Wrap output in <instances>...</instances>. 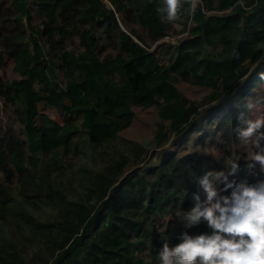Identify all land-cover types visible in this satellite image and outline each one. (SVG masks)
Returning a JSON list of instances; mask_svg holds the SVG:
<instances>
[{
    "label": "trees",
    "instance_id": "obj_1",
    "mask_svg": "<svg viewBox=\"0 0 264 264\" xmlns=\"http://www.w3.org/2000/svg\"><path fill=\"white\" fill-rule=\"evenodd\" d=\"M109 2L112 9L102 0H0V70L10 61L18 75L0 79V97L15 106L24 134L22 140L6 128L0 135V264H158L160 249L144 259L149 246H174L185 232L211 235L203 219L191 228L183 219L207 203V173L223 172L235 185L264 181L261 167L235 159L250 91L264 80V0H198L191 16L181 0L176 21H169L165 0ZM171 25L185 37L159 55L149 45L167 37ZM98 27L114 54H101ZM75 39L78 52L68 49ZM176 80L209 93L192 102ZM132 106L157 109L156 146L184 136L187 142L203 130L200 119L207 128L198 142L218 137L225 155L170 152L149 166L143 146L124 141L116 149L134 119ZM67 154L92 164L81 167L77 183ZM209 181L220 195L232 191ZM44 205L54 209L52 220L34 214ZM155 224L164 226L160 234Z\"/></svg>",
    "mask_w": 264,
    "mask_h": 264
},
{
    "label": "clouds",
    "instance_id": "obj_2",
    "mask_svg": "<svg viewBox=\"0 0 264 264\" xmlns=\"http://www.w3.org/2000/svg\"><path fill=\"white\" fill-rule=\"evenodd\" d=\"M181 0H165L169 21L179 19L178 9ZM190 4L189 15L195 14L198 0H187ZM264 126V118L248 122L246 130L240 136L247 144L260 147L264 133L256 135ZM251 159L259 163L264 171V154L251 152ZM236 164H232L234 174ZM209 177L224 183L221 191L228 195H220L217 188L210 183ZM207 193V203H199L183 219L185 228L207 222L212 230L211 235L200 234L190 236L182 234L181 242L169 246L164 243L159 252L160 264H264V181L257 184L228 182L223 172L207 173L201 181ZM195 199L198 201L199 197Z\"/></svg>",
    "mask_w": 264,
    "mask_h": 264
},
{
    "label": "rangeland",
    "instance_id": "obj_3",
    "mask_svg": "<svg viewBox=\"0 0 264 264\" xmlns=\"http://www.w3.org/2000/svg\"><path fill=\"white\" fill-rule=\"evenodd\" d=\"M102 1L108 9H112L109 0ZM116 19L120 28L122 30H126L127 24L123 22L121 16L116 15ZM128 27L136 30L138 33H140L143 38H145V31L141 29V27H139L138 25L130 24L128 25ZM181 29L182 28L178 25H171V28L168 29L167 37H165L163 40L159 41L156 44H150V49L157 51L160 55V53H162L164 49H168L169 47L176 45V43L179 42L180 39L185 37V33L180 32ZM95 36L100 38V52L102 55H106L109 52L113 54L115 53L112 48V45L107 44L108 42L105 41V34L102 28H96ZM68 49L74 52H78L80 50L79 40L75 39L70 42L68 45ZM12 69V62L7 61L5 67L0 70V79L4 81H11L12 79L18 78V75L13 72ZM55 79L57 82H59V84L63 83L64 78L60 69L56 71ZM175 86L187 99L196 103H201L203 98L209 93L208 91H205L203 89L188 85L187 83L181 80H176ZM248 102L249 108L246 116L245 130L248 127L249 121L255 122L259 118H264V80L258 82V84L251 89L248 97ZM131 109L135 114L131 125L119 133L116 141L113 144L114 147L119 150L124 141H131L143 146L147 150L149 156L146 161L149 166L159 165L170 152H177L182 155L191 151H199L209 154L217 159L225 155V153L223 152V148L220 145L221 142L218 137H215L214 139H206L204 144L198 142V139L203 134L204 129L207 128L206 122L200 119H198L197 125L200 126L203 130H195L194 133L189 136L187 142L185 136L183 139L171 138L166 143H163L162 146L158 147L153 142L157 125L158 123H160L157 109L153 107L144 110L137 106H132ZM39 111L58 123L63 122V118L58 114L55 109L39 105ZM6 128H11L17 137L24 140L23 129L20 124L15 106L5 103V101L0 97V135ZM207 131L211 132V129L209 128ZM260 133H264V126H262L258 130L256 135H259ZM252 139H255V136L250 138L247 144L243 139L239 152L235 155V159H244L249 161L255 167H261L259 163L251 159L250 153L260 152L261 154H264V140H261L260 147L256 148L251 144ZM75 142L78 143L80 146L81 144H83V141L75 140ZM63 161L67 164V167H69L68 173L75 176V183H77V180L80 179L79 171L81 167L92 165L90 159L84 155L74 156L73 154H67L63 156ZM11 189L12 193L16 194V181L13 182ZM76 197L77 195L74 192H69V198L72 199ZM33 212L41 221L52 220L53 215L55 213L54 209H52V207L49 205H44ZM163 229L164 226L162 227L158 224H155L153 228L154 233L157 234H160ZM159 249L161 251L162 248H158L154 245L149 246L143 252L144 259L149 262L155 256V252ZM158 264H160V261L158 262Z\"/></svg>",
    "mask_w": 264,
    "mask_h": 264
}]
</instances>
